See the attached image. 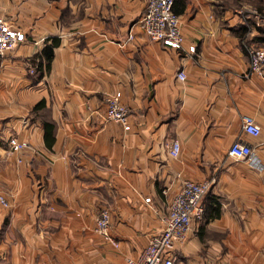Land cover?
<instances>
[{"label": "crops", "instance_id": "obj_1", "mask_svg": "<svg viewBox=\"0 0 264 264\" xmlns=\"http://www.w3.org/2000/svg\"><path fill=\"white\" fill-rule=\"evenodd\" d=\"M146 3L0 0L25 35L0 61V264H125L162 229L185 178L213 182L177 263L264 264V75L249 74L243 16L174 0L177 49L138 29ZM48 37L60 43L47 70ZM109 95L130 109L126 126L107 120ZM244 114L259 135L243 131ZM10 136L29 149L11 153ZM237 140L262 170L229 154ZM103 207L117 246L95 231Z\"/></svg>", "mask_w": 264, "mask_h": 264}, {"label": "built area", "instance_id": "obj_2", "mask_svg": "<svg viewBox=\"0 0 264 264\" xmlns=\"http://www.w3.org/2000/svg\"><path fill=\"white\" fill-rule=\"evenodd\" d=\"M174 0H147L140 19L136 22L138 29L149 39L161 41L167 46L182 49L184 37L181 31V20L173 9ZM133 39L134 35L129 34ZM25 40V35L19 29L14 28L8 20L0 15V61L7 52L12 51L18 43ZM249 56V74L264 75V43L251 42L245 45ZM180 80L186 78L183 71L177 74ZM106 118L107 120L126 126L130 117V109L115 96H107ZM241 127L246 133L257 136L261 131L260 125L254 117L244 114L241 117ZM11 153L21 154L29 149L27 140L17 136L8 138ZM169 153L178 157L180 143L177 139L171 142ZM229 154L236 160H245L252 167L262 170L263 163L254 149L240 140L234 141ZM21 162L22 157H17ZM213 179L192 180L185 178L181 187L174 194L168 205V211L163 216L162 229L149 237L144 249L137 257H125V264H178L175 253L172 252L176 242H183L195 220H202L205 214L203 198L211 188ZM0 203L8 205L5 195L0 192ZM111 215L108 208L99 210L95 231L117 246V242L110 234Z\"/></svg>", "mask_w": 264, "mask_h": 264}, {"label": "rangeland", "instance_id": "obj_3", "mask_svg": "<svg viewBox=\"0 0 264 264\" xmlns=\"http://www.w3.org/2000/svg\"><path fill=\"white\" fill-rule=\"evenodd\" d=\"M218 3L241 13L244 23L249 25V37L252 32H258L257 27L264 26V0H218Z\"/></svg>", "mask_w": 264, "mask_h": 264}, {"label": "trees", "instance_id": "obj_4", "mask_svg": "<svg viewBox=\"0 0 264 264\" xmlns=\"http://www.w3.org/2000/svg\"><path fill=\"white\" fill-rule=\"evenodd\" d=\"M257 29H258V33L252 35L250 39L248 40L250 28L248 24L244 23V35H243L242 40L252 41L256 43H264V26H259L257 27ZM45 42H46V45L43 49L42 55H43V58L45 59L46 68L48 70L50 67L52 56H53V48L60 43V39L57 37H48ZM44 126H45V131H46V129L48 128V126H50V124L45 122Z\"/></svg>", "mask_w": 264, "mask_h": 264}]
</instances>
